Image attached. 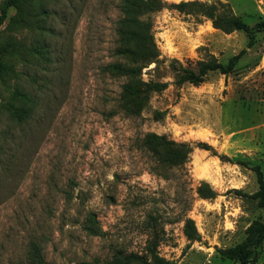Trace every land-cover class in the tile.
I'll return each instance as SVG.
<instances>
[{"label":"rangeland","instance_id":"rangeland-1","mask_svg":"<svg viewBox=\"0 0 264 264\" xmlns=\"http://www.w3.org/2000/svg\"><path fill=\"white\" fill-rule=\"evenodd\" d=\"M32 1L36 27L0 0V264H236L222 250L264 219L251 197L256 165L264 178V26L248 45L244 30L214 27L198 4L253 27L264 0H163L149 14L158 55L148 62L118 51L121 0ZM242 49L230 71L181 80ZM114 62L162 84L137 112L122 107L129 77L106 68ZM151 133L191 150L169 161L174 148L157 155ZM150 238L165 263L148 254ZM252 264H264V242Z\"/></svg>","mask_w":264,"mask_h":264},{"label":"trees","instance_id":"trees-1","mask_svg":"<svg viewBox=\"0 0 264 264\" xmlns=\"http://www.w3.org/2000/svg\"><path fill=\"white\" fill-rule=\"evenodd\" d=\"M11 1L12 3L10 4L15 6L17 14L21 18V24L27 25L28 20L30 19L32 26L36 27L38 25V14H36L37 5L32 0ZM39 1L40 4L43 3L41 0ZM184 4L185 3L176 4V7H181V5ZM163 6H165V2L163 0H121L119 8L122 12V16L118 20L117 27V32L121 36V46H119L118 51L120 54L128 58L130 62L138 60L148 62L157 57L158 53L152 40L148 20L151 12L160 10ZM198 7L200 11L211 18L214 27L225 32H229L233 29L244 30L248 37V45H251L253 41V28H262L264 26V20L257 22L253 27H249L235 16L214 15L212 6L198 4ZM141 15L144 19H140ZM243 53L244 49L240 50L238 53L229 57L225 64L217 62L216 60L199 61L197 72L191 69L182 70L181 80H188L193 84H198L204 80V75L208 70L226 73L234 68ZM106 68H108L111 72L126 74L129 77L122 85L120 96L122 107L126 110L134 109L136 112L139 111L148 99L149 93L162 87V84L151 81L144 82L139 78H133L135 76L133 66H127L120 62H114L107 64ZM14 94L21 95L25 101L28 99L27 96L19 90H16ZM145 137L147 143L146 145L152 148V150L156 153H158V149L160 147L166 148L168 145L173 147L174 149H171L164 156H162V158L167 157V159L172 162H183L184 158L191 150V148L186 144L182 142L175 143L173 141H168L162 135L151 133L146 134ZM197 146L205 149L211 148V146L205 142H198ZM182 147L184 149L181 151L179 148ZM157 155H159V153ZM254 170L258 182V189L251 194V197L256 200L259 207L264 208V178L258 165L254 167ZM198 193L205 196H212V193L205 194L201 189H198ZM183 233L190 241H193L197 237L194 222L191 218L184 219ZM244 233V238L241 241L222 250L223 254L233 259L236 264H252L258 248L264 242V219H255L251 221V223L246 227ZM155 244L156 243H153L150 238L147 243L148 254L150 257L154 258V260L165 263V261L156 254ZM31 256L38 262L42 261L39 249L34 243L31 244Z\"/></svg>","mask_w":264,"mask_h":264}]
</instances>
